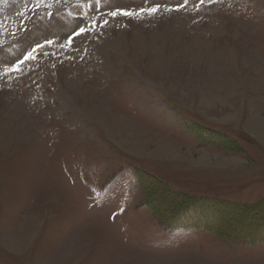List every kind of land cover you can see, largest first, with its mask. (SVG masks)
I'll return each instance as SVG.
<instances>
[{"label": "rangeland", "instance_id": "374dc122", "mask_svg": "<svg viewBox=\"0 0 264 264\" xmlns=\"http://www.w3.org/2000/svg\"><path fill=\"white\" fill-rule=\"evenodd\" d=\"M263 199L264 0H0V264H264Z\"/></svg>", "mask_w": 264, "mask_h": 264}, {"label": "trees", "instance_id": "16d2710c", "mask_svg": "<svg viewBox=\"0 0 264 264\" xmlns=\"http://www.w3.org/2000/svg\"><path fill=\"white\" fill-rule=\"evenodd\" d=\"M194 200L195 199L187 200V204L185 205L191 206L190 202H194ZM262 207H264V199L261 202L257 203L255 206H251V207L233 205V208L235 210L239 209L238 211H241L242 213L245 214L243 215L244 222L242 224H238V226H235V227L231 226L223 232H220V229H218V227L212 228V229L219 230L218 232H220L222 235L229 237L231 239L233 238L237 239L239 237H251L252 239L256 238L258 242H262L264 241V214L260 216V220H258V225L257 226L254 225L256 230H258V232L253 231L255 228H253V230H249L248 228H245L246 224L248 225L249 224L248 222H250L249 217L252 215L254 216L256 212H261ZM171 222H172L171 220H167L165 223L171 226L172 224Z\"/></svg>", "mask_w": 264, "mask_h": 264}, {"label": "snow or ice", "instance_id": "6c2138e0", "mask_svg": "<svg viewBox=\"0 0 264 264\" xmlns=\"http://www.w3.org/2000/svg\"><path fill=\"white\" fill-rule=\"evenodd\" d=\"M205 2H206V0H198V3H200V4H203ZM185 3H187V0H185ZM183 6L184 5H178L177 6V10H178L179 7H183ZM160 7H161L160 5H156V6L147 8V9H141L140 12L141 13H145L146 12L149 15H153V14H155V13H157L159 11ZM166 10H169V9H166ZM118 14H122V15H134V13H129L127 11H118V12H112L111 13L112 16H116ZM83 32H85V29H83V28L80 29V33H83ZM48 43H51V42H48ZM28 58H30V55H29Z\"/></svg>", "mask_w": 264, "mask_h": 264}, {"label": "crops", "instance_id": "0c3cea01", "mask_svg": "<svg viewBox=\"0 0 264 264\" xmlns=\"http://www.w3.org/2000/svg\"><path fill=\"white\" fill-rule=\"evenodd\" d=\"M167 104V106L168 107H170V108H172L170 105H171V103L169 104V103H166ZM172 106H174V105H172ZM178 111V110H177ZM187 115V114H186Z\"/></svg>", "mask_w": 264, "mask_h": 264}]
</instances>
